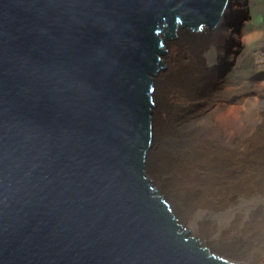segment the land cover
<instances>
[{
  "label": "water",
  "instance_id": "obj_1",
  "mask_svg": "<svg viewBox=\"0 0 264 264\" xmlns=\"http://www.w3.org/2000/svg\"><path fill=\"white\" fill-rule=\"evenodd\" d=\"M229 4L0 0V264H237L145 170L160 34Z\"/></svg>",
  "mask_w": 264,
  "mask_h": 264
},
{
  "label": "bare ground",
  "instance_id": "obj_2",
  "mask_svg": "<svg viewBox=\"0 0 264 264\" xmlns=\"http://www.w3.org/2000/svg\"><path fill=\"white\" fill-rule=\"evenodd\" d=\"M229 1L212 28L178 25L171 39L160 34L167 51L152 77L145 170L189 235L229 262L264 264V84L252 90L247 78L231 83L219 71L214 79L206 58L218 31L240 39L245 7L235 0L232 9ZM240 48L236 43V55ZM220 60L230 66L227 48Z\"/></svg>",
  "mask_w": 264,
  "mask_h": 264
},
{
  "label": "rangeland",
  "instance_id": "obj_3",
  "mask_svg": "<svg viewBox=\"0 0 264 264\" xmlns=\"http://www.w3.org/2000/svg\"><path fill=\"white\" fill-rule=\"evenodd\" d=\"M245 7L244 12H241L238 20V30L241 32L240 39L230 42L231 34L218 31L212 44L206 53L208 66L210 67L209 76L218 78L222 75L228 82L239 84L241 81H246L251 89H257L264 84V0H242ZM232 9L235 6V0L232 1ZM240 9V4L236 6ZM240 11V10H239ZM232 25L228 24L226 29ZM241 44V52H237L235 44ZM227 48V56L231 58L230 66H224L223 61H217L222 57L224 50ZM229 51V54H228ZM241 57H240V54ZM226 58V55L223 56ZM240 59V60H239ZM254 92V91H252ZM255 96V92L253 93ZM235 105H239L238 99H231ZM189 226V223L186 224Z\"/></svg>",
  "mask_w": 264,
  "mask_h": 264
}]
</instances>
